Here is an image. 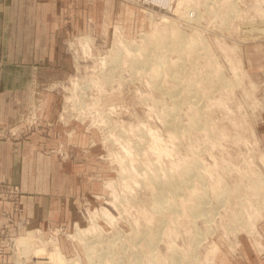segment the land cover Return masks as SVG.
I'll list each match as a JSON object with an SVG mask.
<instances>
[{
	"label": "rangeland",
	"instance_id": "obj_1",
	"mask_svg": "<svg viewBox=\"0 0 264 264\" xmlns=\"http://www.w3.org/2000/svg\"><path fill=\"white\" fill-rule=\"evenodd\" d=\"M211 1L69 0L57 72L40 80L30 64L24 118L0 127L12 140L41 134L47 156L39 189L0 183L20 190L0 198V264H264V0ZM151 45L161 65L139 62ZM180 97L174 127L162 114ZM158 181L180 191L161 209Z\"/></svg>",
	"mask_w": 264,
	"mask_h": 264
},
{
	"label": "crops",
	"instance_id": "obj_2",
	"mask_svg": "<svg viewBox=\"0 0 264 264\" xmlns=\"http://www.w3.org/2000/svg\"><path fill=\"white\" fill-rule=\"evenodd\" d=\"M68 4L69 0H0V127L13 128L24 118L30 64L38 67L40 80L48 71L57 72L54 63L61 46L57 34L72 26ZM46 97L48 108L51 97ZM43 112L53 116L49 109ZM42 140L38 133L25 139L0 137V183L39 189L32 177L46 173ZM35 160H40L39 169ZM3 207L0 201V216Z\"/></svg>",
	"mask_w": 264,
	"mask_h": 264
},
{
	"label": "bare ground",
	"instance_id": "obj_3",
	"mask_svg": "<svg viewBox=\"0 0 264 264\" xmlns=\"http://www.w3.org/2000/svg\"><path fill=\"white\" fill-rule=\"evenodd\" d=\"M207 1V0H206ZM211 1V0H210ZM229 1H232V0H229ZM205 2V1H204ZM212 2V1H211ZM205 3H208V2H205ZM210 3V2H209ZM208 5H206V7H207ZM209 7V6H208ZM234 9V8H233ZM233 9H229L230 11L231 10H233ZM209 10V9H208ZM227 12V11H226ZM171 33V32H170ZM173 34H170V35H172L173 37L170 39L171 40V42L170 41H168L169 40V38L167 39V43L168 44H171L170 46L171 47H169L168 46V48H171L173 51H176L177 52V54H178V57H177V59L178 58H180V57H182V55H183V50H181V48H178V45L181 43V41H183L184 40V33H182L180 30H177L176 32H172ZM163 36H165V35H163ZM163 36H160V35H158V36H156L155 37V40H152V41H154V42H158V43H162V39L161 38H163ZM169 36V35H168ZM146 38V37H145ZM190 40V39H189ZM144 43H147V41H146V39L144 40ZM166 43V44H167ZM183 43H185L184 41H183ZM180 46V45H179ZM182 47H183V45H181ZM189 48V50H187V51H189V52H192L193 50H194V46L192 45V46H189L188 47ZM149 49H150V51H149ZM153 50H154V52H153ZM185 53V52H184ZM163 55V53H161L160 52V50L158 49H156V48H153V45H151V48H148V50H147V52H146V54H145V57H143V58H141L140 59V63L141 64H143V65H149V61L150 62H152L153 60V62H155L156 61V64H158V65H161L162 64V60H161V56ZM193 60V59H192ZM194 61V60H193ZM172 62V61H171ZM176 64H175V66L174 67H171L173 70H175V74H172L171 73V75L172 76H178V78H175L176 80H175V84H174V87H172L169 91L170 92H168L171 96H175L176 97V93H175V87H179V85H180V83H181V80H179V77H180V74L181 73H183V67H182V65L179 63H177V61L175 62ZM170 70V69H169ZM220 80V79H219ZM207 81V80H206ZM194 85V84H193ZM195 87V86H194ZM164 90V89H163ZM192 95V94H191ZM188 98V97H187ZM179 99V100H178ZM178 99H174L173 100V105H172V107H170L169 109H167V110H165V112L162 114V116L163 117H165L166 118V116H170V124H172V126H174V127H178V126H180L179 125V122H178V119L179 118H177L178 117V111H179V103H180V100H182L181 99V97L180 98H178ZM190 99V98H189ZM189 101H191L192 102V105H191V108L194 110L192 113H191V116H190V118H189V126L191 127H193V126H198V125H200L201 124V115L203 114V111H202V109L199 107V105H197L198 103L195 101V100H189ZM205 111V110H204ZM202 125V124H201ZM204 125V124H203ZM205 127V126H204ZM178 132V131H177ZM184 162V161H183ZM192 162V164H190V166H189V164H185V165H187V166H185V167H183V168H181V170H183L184 171V175H185V179H189V169H190V167L192 168V169H195L196 168V166L199 168V164L198 165H196V160L193 162V161H191ZM199 162V161H198ZM186 163H189V162H186ZM197 168V169H198ZM200 170V169H199ZM193 171V170H192ZM192 171H191V173H192ZM171 174V173H170ZM196 174H198V173H196ZM199 175V174H198ZM200 175H201V173H200ZM200 175H199V177H200ZM153 178V177H152ZM152 178H151V180H152ZM168 178V177H167ZM179 178V177H178ZM173 179V178H172ZM201 179V178H200ZM199 179V180H200ZM148 180H150V179H148ZM147 180V181H148ZM178 179H175L174 181H177ZM180 181V180H179ZM178 181V182H179ZM185 181V180H184ZM187 181V180H186ZM156 182V181H155ZM194 182V181H193ZM221 184V183H220ZM156 185V187H155V196H156V202L158 201V203H156V205H157V209H158V207H160V209L161 208H163V206H161L162 205V203H164V197H163V194H166V193H179L180 191H178V186H176L177 184H171V183H167V185H162L161 184V182L160 181H158L157 182V184H155ZM179 185V184H178ZM191 186V185H190ZM224 189V188H223ZM221 190V189H220ZM253 190V189H252ZM178 191V192H177ZM223 191H225V190H223ZM196 193V192H195ZM221 193V192H220ZM199 194V193H198ZM175 195V194H174ZM179 195V194H178ZM196 195V194H195ZM165 196V195H164ZM167 196V195H166ZM190 196H191V194H190ZM204 196V195H203ZM192 197V196H191ZM201 197H202V195H201ZM224 197V196H223ZM250 197V196H249ZM171 198V197H170ZM196 198H197V195H196ZM225 198V197H224ZM162 199V200H161ZM172 199H174V198H172ZM204 199V198H203ZM167 200V199H166ZM205 200V199H204ZM204 200H199L198 199V201H204ZM221 200V199H220ZM223 200V199H222ZM194 201V200H193ZM218 201V200H217ZM166 202V201H165ZM205 202V201H204ZM207 202V201H206ZM196 203V202H195ZM193 203L194 205H187V209H188V213L191 215V216H193V217H197V216H199V214H205V210H204V207L203 206H205V205H203L202 203H200V202H198V203ZM158 205H160V206H158ZM169 206V208H173V205L171 204V205H168ZM175 206V205H174ZM242 206V205H241ZM186 209V210H187ZM236 209V208H235ZM185 210V211H186ZM247 210V209H246ZM184 211V212H185ZM246 212V211H245ZM246 215V214H245ZM205 219H206V216H205ZM214 247V246H213ZM86 249H87V251H88V257H92L93 255H92V253H93V249H91V247L90 246H86ZM214 249H216V248H214ZM54 250V249H53ZM151 250H153V249H151ZM152 254V253H151ZM196 254V253H195ZM176 255V254H175ZM173 256V255H172ZM196 256V255H195ZM52 257L54 258V259H56V260H58L59 262H60V258L62 257L61 256V254H60V252H59V250H57V247L55 246V252H53V254H52ZM94 257V256H93ZM180 257H181V255H180ZM208 257V256H207ZM49 258V257H48ZM174 258V257H173ZM62 259V258H61ZM181 259V258H180ZM50 260V259H49ZM179 260V259H178ZM62 261V260H61ZM65 261V260H64ZM71 261V260H70ZM97 261H98V259H97ZM140 261V260H139ZM181 261V260H180ZM196 261H197V258H196ZM211 261V260H210ZM134 262V261H133ZM187 262V261H186ZM189 262V261H188ZM198 262V261H197ZM39 263V262H38ZM43 263V262H42ZM41 262H40V264H42ZM72 264H79L80 262L79 261H75V262H71ZM71 263H69V264H71ZM149 263V262H148ZM147 263V264H148ZM152 263V262H151ZM60 264V263H59ZM67 264V263H66ZM90 264H95L94 263V260L92 259L91 260V262H90ZM150 264V263H149ZM192 264V263H191ZM203 264V263H202ZM208 264V263H207Z\"/></svg>",
	"mask_w": 264,
	"mask_h": 264
},
{
	"label": "built area",
	"instance_id": "obj_4",
	"mask_svg": "<svg viewBox=\"0 0 264 264\" xmlns=\"http://www.w3.org/2000/svg\"><path fill=\"white\" fill-rule=\"evenodd\" d=\"M164 0H159V2L163 3ZM2 64V59L0 57V65ZM7 133L4 131V129H0V136H6ZM20 190H18V187H12V186H1L0 187V198L4 199H13L15 196L18 195ZM5 196V197H2Z\"/></svg>",
	"mask_w": 264,
	"mask_h": 264
}]
</instances>
